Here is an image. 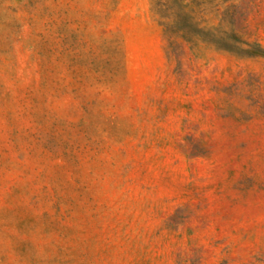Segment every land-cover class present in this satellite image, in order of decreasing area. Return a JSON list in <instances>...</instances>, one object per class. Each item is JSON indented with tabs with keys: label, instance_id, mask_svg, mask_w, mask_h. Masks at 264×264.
<instances>
[{
	"label": "rangeland",
	"instance_id": "1",
	"mask_svg": "<svg viewBox=\"0 0 264 264\" xmlns=\"http://www.w3.org/2000/svg\"><path fill=\"white\" fill-rule=\"evenodd\" d=\"M0 264H264V0H0Z\"/></svg>",
	"mask_w": 264,
	"mask_h": 264
}]
</instances>
